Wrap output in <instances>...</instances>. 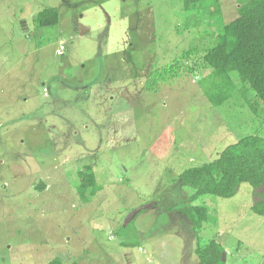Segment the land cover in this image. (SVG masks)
Listing matches in <instances>:
<instances>
[{"label": "rangeland", "instance_id": "374dc122", "mask_svg": "<svg viewBox=\"0 0 264 264\" xmlns=\"http://www.w3.org/2000/svg\"><path fill=\"white\" fill-rule=\"evenodd\" d=\"M244 1L0 0V264H199L198 239L223 264H264V185L198 196L197 232L169 209L194 191L182 171L264 137V104L236 72L219 105L199 72L145 86L184 52L191 66ZM47 7L59 22L39 26Z\"/></svg>", "mask_w": 264, "mask_h": 264}, {"label": "trees", "instance_id": "16d2710c", "mask_svg": "<svg viewBox=\"0 0 264 264\" xmlns=\"http://www.w3.org/2000/svg\"><path fill=\"white\" fill-rule=\"evenodd\" d=\"M188 9L203 0H182ZM39 26L56 25L59 10L47 7L35 16ZM191 52L187 51L172 63L156 71L146 81L147 89H154L161 81L181 71L202 74L204 94L214 105L227 100L235 89L229 74L236 72L242 82H247L264 104V0H246L237 9V16L225 24L216 34L215 43L208 48L191 66ZM179 179L194 189L183 201L169 208L178 210L189 219L192 229L197 232L208 218L204 205H191L200 195L212 194L220 197L234 195L240 183L251 184L255 189L264 185V137L248 135L226 146L218 156L200 166L185 169ZM94 184V173L82 172L79 191L85 192ZM90 193H95L91 187ZM264 191L254 208L264 212ZM261 206H260V205ZM199 238V237H198ZM195 254L199 264H223V246L216 240L198 242ZM47 264H80L76 261L65 262L59 257L52 258Z\"/></svg>", "mask_w": 264, "mask_h": 264}, {"label": "built area", "instance_id": "2783aa9c", "mask_svg": "<svg viewBox=\"0 0 264 264\" xmlns=\"http://www.w3.org/2000/svg\"><path fill=\"white\" fill-rule=\"evenodd\" d=\"M65 46L63 44H59V46H57V54L58 55H63ZM44 92L46 93V89L44 88Z\"/></svg>", "mask_w": 264, "mask_h": 264}, {"label": "crops", "instance_id": "0c3cea01", "mask_svg": "<svg viewBox=\"0 0 264 264\" xmlns=\"http://www.w3.org/2000/svg\"><path fill=\"white\" fill-rule=\"evenodd\" d=\"M45 89H46V87H45ZM43 91H44V89H43Z\"/></svg>", "mask_w": 264, "mask_h": 264}]
</instances>
